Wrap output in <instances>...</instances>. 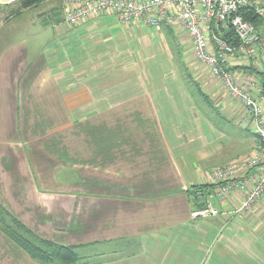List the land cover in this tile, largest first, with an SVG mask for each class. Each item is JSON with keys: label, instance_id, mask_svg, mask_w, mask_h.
<instances>
[{"label": "crops", "instance_id": "obj_1", "mask_svg": "<svg viewBox=\"0 0 264 264\" xmlns=\"http://www.w3.org/2000/svg\"><path fill=\"white\" fill-rule=\"evenodd\" d=\"M19 1L0 0L1 206L89 264H264V195L238 213L212 178L248 177L259 138L188 34L113 14L69 27L61 0L9 16ZM196 186L219 216L192 217ZM0 264L42 263L0 230Z\"/></svg>", "mask_w": 264, "mask_h": 264}, {"label": "built area", "instance_id": "obj_2", "mask_svg": "<svg viewBox=\"0 0 264 264\" xmlns=\"http://www.w3.org/2000/svg\"><path fill=\"white\" fill-rule=\"evenodd\" d=\"M65 7V23L79 26L95 17L113 14L122 24L144 20L151 27L162 25L185 31L200 63L209 68L212 77L220 83L226 94L240 102L247 113L248 122L258 135L259 155L249 158L246 166L249 176L238 177V167L230 164L216 169L212 178L222 184L218 193L221 200L240 195L237 212L250 210L264 195V88L256 83L252 73H246L244 87L236 82L233 70L235 60L246 58L252 67L264 70V37L257 27L247 21L244 12L253 11L264 19L261 0H61ZM232 31L238 43L223 37ZM204 206L192 213L194 219L219 216L221 212L212 204L211 195L203 197Z\"/></svg>", "mask_w": 264, "mask_h": 264}, {"label": "trees", "instance_id": "obj_3", "mask_svg": "<svg viewBox=\"0 0 264 264\" xmlns=\"http://www.w3.org/2000/svg\"><path fill=\"white\" fill-rule=\"evenodd\" d=\"M44 1L45 0H20V10L37 6ZM261 1L264 2V0ZM244 17L247 21L253 23L257 27L259 17L256 16L253 11H245ZM223 37L231 43H238L235 35L231 30L224 31ZM253 72L260 81H264V70L259 71L253 69ZM198 192L202 193L204 197L209 194L208 187L196 186L194 189H192L191 192L192 196L197 202V208H202L204 206V203L203 200L199 199V197L197 196ZM0 230L17 246L28 253L33 259L42 264H79L81 261L79 249L83 247L60 246L50 241L39 238L17 218L9 213L3 206H1V204Z\"/></svg>", "mask_w": 264, "mask_h": 264}, {"label": "rangeland", "instance_id": "obj_4", "mask_svg": "<svg viewBox=\"0 0 264 264\" xmlns=\"http://www.w3.org/2000/svg\"><path fill=\"white\" fill-rule=\"evenodd\" d=\"M19 10H20V5L17 6L16 8H14V9H12L11 13L9 14V16L15 15V14H16L15 12H16V11H19ZM262 20L264 21V19L259 18V22L262 21ZM259 22H258V23H259ZM79 253H80V256H81V261H80L79 264L90 263V262H92L93 259H94L93 256H85V255H84L85 252L79 251Z\"/></svg>", "mask_w": 264, "mask_h": 264}]
</instances>
